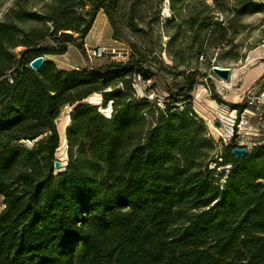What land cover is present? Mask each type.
<instances>
[{"label": "trees", "instance_id": "1", "mask_svg": "<svg viewBox=\"0 0 264 264\" xmlns=\"http://www.w3.org/2000/svg\"><path fill=\"white\" fill-rule=\"evenodd\" d=\"M230 1L223 17L208 15L205 3L196 15L180 17L171 43L183 29L189 43L202 39L195 61L209 65L217 50L215 60H223L234 45L232 18L264 7ZM119 5L53 0L48 13L11 8L9 21L0 22V264H264V144L239 159L227 146L218 164L203 121L189 105L177 106L191 101L192 76L208 80L206 74L190 72L173 93L144 67L135 45L125 62L99 68L58 69L46 59L38 72L29 67L38 56L65 54L66 44L84 51L78 40L100 11L117 41ZM30 23L39 27H24ZM127 25L140 30L131 11ZM135 76L160 81L169 98L138 96ZM97 95L100 104L87 103ZM211 96L237 114L245 108L213 87ZM67 109V162L56 171V122ZM226 165L227 172L216 170Z\"/></svg>", "mask_w": 264, "mask_h": 264}, {"label": "rangeland", "instance_id": "2", "mask_svg": "<svg viewBox=\"0 0 264 264\" xmlns=\"http://www.w3.org/2000/svg\"><path fill=\"white\" fill-rule=\"evenodd\" d=\"M17 1H19V6H16ZM258 1L264 2V0ZM236 2L237 0H231L230 4L233 5ZM202 3L210 7L208 15L218 16V18L223 17L221 9L224 7L225 0H217L216 2L213 0H186L183 3L177 2V0H120L119 10L115 14L117 41L112 38L113 32L108 22L106 21L105 24L102 21L104 16L97 18L93 30L85 41L83 39L78 40V43L82 45V49L85 47V42H94L95 39H99L100 44L110 42L111 46L106 47V49L112 50L111 54H107L100 59H92L90 62L86 59L85 51L77 50L71 44H66L65 54L45 57L44 59L53 62L58 69L74 70L75 67L83 68L86 66L99 68L111 61L125 62L132 53V45H135L144 57V67L149 71L158 72L164 85L173 93L183 88L184 76L189 75L192 71L206 74L209 77L206 80L198 74L192 76L188 92L191 101L177 104L180 108L189 105L197 117L203 121L206 132V124L208 125L211 121L214 125L219 114L233 116L231 109L217 103L212 98L211 88L213 87L217 95L224 101L231 103H241L243 101L245 105L243 109L244 117L250 121L254 129L249 136L243 138V141L248 145L260 142L264 139V105L258 106L255 98L264 92V74L258 78V81L263 78L262 81H255L247 90H245V84L253 71L258 67L264 68V7L259 12L242 14L232 18L229 36L233 39L234 45L224 50L227 52L223 55V60H215L222 53L221 50H217L218 52L213 54L211 63L206 65L204 58L199 57L197 61L194 60V53L199 49L202 42L201 37L195 38L192 43H189L184 38L182 34L184 32L181 29L179 34L176 33L173 43L170 40L176 32L173 26L180 17H189L201 12L203 10ZM52 4L53 0H0V22L9 21L7 15L11 8L23 7L29 11L45 14L51 10ZM86 9H89V7H86ZM130 11L133 13L139 31L134 32L127 25ZM78 13H82V10L79 9ZM172 15L176 17L175 22L168 25L166 21ZM24 27L37 28L39 25L30 23ZM73 36L76 37L77 35L73 34ZM43 45L52 46L53 44L51 41L46 40ZM21 50L22 48L18 47L14 50V53H19ZM171 54L177 55L175 62L169 58ZM212 66L230 68L229 80L222 81L214 75L211 72ZM135 77H132V82L138 96H141L145 91H149L159 101H166L169 98L166 88L160 81L151 79L146 82L142 80L135 82ZM258 83L259 86L257 87ZM262 99H264V96ZM99 102L100 97L98 95L87 100V103L99 104ZM244 110L247 112H244ZM70 111V109L64 111L62 117L56 122L61 141L57 159L62 161V167L67 162L65 131L69 124L68 113ZM100 112L108 115L110 111L100 110ZM258 112L262 114L260 119L255 116ZM258 125L263 127H258ZM209 138L211 139V137ZM20 145L30 147L31 143L22 141Z\"/></svg>", "mask_w": 264, "mask_h": 264}, {"label": "built area", "instance_id": "3", "mask_svg": "<svg viewBox=\"0 0 264 264\" xmlns=\"http://www.w3.org/2000/svg\"><path fill=\"white\" fill-rule=\"evenodd\" d=\"M85 56L88 61L91 62L92 59H100L103 58L107 54H111L112 50H108L106 48H94L89 49L84 45ZM89 68H91L89 66ZM134 81H141L139 76H136ZM141 96H145L149 101L156 100L154 94L149 92H144ZM264 92H262L258 97L255 98L256 104L258 106L264 105ZM160 105V102L157 103ZM244 112H247L244 110ZM233 116L230 114L225 116L224 114H219L216 117V120L219 122L220 126L215 127L213 123L210 121L207 126V136L211 137L215 151L217 152L214 156L218 164L223 163L222 151L227 146H230L231 149L234 147H244L247 149L248 153L255 147L264 144V139L257 143H250L249 145L243 141V138L249 136L251 132L254 130L250 124V121L244 117L243 111L240 114H237L236 110H232ZM261 112H258L255 116L260 119ZM258 127H263L262 125H258ZM216 164H211L210 169H214ZM230 168V165H226L223 167L218 166L216 170L218 172L225 171L227 172Z\"/></svg>", "mask_w": 264, "mask_h": 264}, {"label": "water", "instance_id": "4", "mask_svg": "<svg viewBox=\"0 0 264 264\" xmlns=\"http://www.w3.org/2000/svg\"><path fill=\"white\" fill-rule=\"evenodd\" d=\"M43 62H44V57L43 56H38L34 59H32L29 63V67L35 71V72H38L42 65H43ZM211 72L216 75L219 79H221L222 81H228L229 78H230V72H231V69L228 68V67H218V66H212L211 67ZM100 102H101V99H100ZM99 102V104H100ZM214 126L215 127H219L220 124L218 121H215L214 122ZM231 154L232 156H234L235 158H243L245 156H247L248 154V151L246 148L244 147H234L231 149ZM61 160L57 159L54 161V170L56 171H59L62 167V164H61Z\"/></svg>", "mask_w": 264, "mask_h": 264}, {"label": "crops", "instance_id": "5", "mask_svg": "<svg viewBox=\"0 0 264 264\" xmlns=\"http://www.w3.org/2000/svg\"><path fill=\"white\" fill-rule=\"evenodd\" d=\"M99 16H104V14L101 11L97 13L96 18H95V21H94V23L92 25V28L90 29L89 33L93 30V28L95 26V23H96V20H97V18ZM102 18H103L102 21L106 24V18H105V16L102 17ZM89 33H88V35H89ZM88 35L85 37V39L88 37ZM85 39H84V41H85ZM85 45L88 46V47H91V48H98V47H100V48H106V47H110L111 46V43L108 42L107 44H100V40L99 39H95L94 42H85ZM75 68H77V67H75ZM263 74H264V68L258 67L255 71L252 72L251 77L248 78L247 81H246V79H247V77H246V79H245V81H246L245 90H247L251 86V84L254 83ZM262 80H263V78L260 81H262ZM258 86H259V83H258L257 87Z\"/></svg>", "mask_w": 264, "mask_h": 264}]
</instances>
